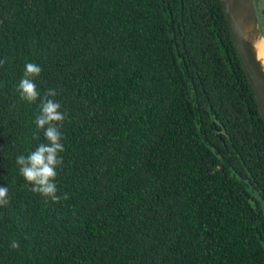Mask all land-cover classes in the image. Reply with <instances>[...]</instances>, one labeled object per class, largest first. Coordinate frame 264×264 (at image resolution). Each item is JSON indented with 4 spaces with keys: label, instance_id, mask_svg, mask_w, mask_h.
<instances>
[{
    "label": "trees",
    "instance_id": "obj_1",
    "mask_svg": "<svg viewBox=\"0 0 264 264\" xmlns=\"http://www.w3.org/2000/svg\"><path fill=\"white\" fill-rule=\"evenodd\" d=\"M0 59V264H264V119L219 0H0ZM29 62L66 113L59 204L15 162L46 142Z\"/></svg>",
    "mask_w": 264,
    "mask_h": 264
},
{
    "label": "clouds",
    "instance_id": "obj_2",
    "mask_svg": "<svg viewBox=\"0 0 264 264\" xmlns=\"http://www.w3.org/2000/svg\"><path fill=\"white\" fill-rule=\"evenodd\" d=\"M7 63L6 59H0V67ZM42 67L35 63H26L24 73L21 77L17 91L20 99L26 103L33 104L39 100V115L35 118L37 132L43 131L45 143H40L35 150L16 157V165L19 174L30 185V191L42 196L52 203L59 204L61 200H67V194H58L56 184L57 169L63 163L61 153L65 151L64 137L61 132L66 113L61 111V104L54 97L57 96L55 89H47L43 96L35 83L40 77ZM10 203L9 188L0 187V208ZM13 249L20 247L19 242H11Z\"/></svg>",
    "mask_w": 264,
    "mask_h": 264
},
{
    "label": "water",
    "instance_id": "obj_3",
    "mask_svg": "<svg viewBox=\"0 0 264 264\" xmlns=\"http://www.w3.org/2000/svg\"><path fill=\"white\" fill-rule=\"evenodd\" d=\"M237 56L264 119V36L253 0H219Z\"/></svg>",
    "mask_w": 264,
    "mask_h": 264
},
{
    "label": "bare ground",
    "instance_id": "obj_4",
    "mask_svg": "<svg viewBox=\"0 0 264 264\" xmlns=\"http://www.w3.org/2000/svg\"><path fill=\"white\" fill-rule=\"evenodd\" d=\"M264 53V52H263Z\"/></svg>",
    "mask_w": 264,
    "mask_h": 264
}]
</instances>
